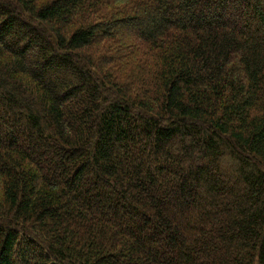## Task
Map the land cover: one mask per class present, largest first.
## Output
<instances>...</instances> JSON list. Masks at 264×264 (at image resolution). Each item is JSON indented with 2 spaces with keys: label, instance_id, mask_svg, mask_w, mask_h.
<instances>
[{
  "label": "trees",
  "instance_id": "obj_1",
  "mask_svg": "<svg viewBox=\"0 0 264 264\" xmlns=\"http://www.w3.org/2000/svg\"><path fill=\"white\" fill-rule=\"evenodd\" d=\"M0 264H264V0H0Z\"/></svg>",
  "mask_w": 264,
  "mask_h": 264
}]
</instances>
